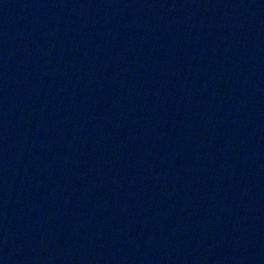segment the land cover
Segmentation results:
<instances>
[{
	"label": "water",
	"instance_id": "obj_1",
	"mask_svg": "<svg viewBox=\"0 0 264 264\" xmlns=\"http://www.w3.org/2000/svg\"><path fill=\"white\" fill-rule=\"evenodd\" d=\"M0 264H264V0H0Z\"/></svg>",
	"mask_w": 264,
	"mask_h": 264
}]
</instances>
